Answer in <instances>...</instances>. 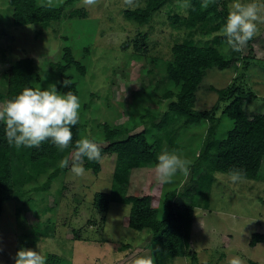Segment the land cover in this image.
Here are the masks:
<instances>
[{"label":"rangeland","instance_id":"374dc122","mask_svg":"<svg viewBox=\"0 0 264 264\" xmlns=\"http://www.w3.org/2000/svg\"><path fill=\"white\" fill-rule=\"evenodd\" d=\"M223 1L230 11L233 0ZM145 4L146 0H133L131 4L128 0H96L94 5H87L81 0L66 7L65 14L78 10L84 16L63 19L43 29L36 25L15 27L10 7L0 0V77L11 63L30 58L42 84L53 85L57 75L51 64L61 62L64 49L69 48L75 61L86 68L83 76L75 69L70 72L79 83V115L86 126L85 134L102 137L101 127L106 123L120 128L130 119L125 110L134 105V98L141 99L148 90L153 95L151 88L165 81L161 63L172 59L175 44L192 39L199 45H213V36H190L188 29L176 23V18L187 17L185 0L165 4L143 25L126 19L124 11ZM240 94L245 96L248 113L264 107V24L242 48L241 57L231 69L207 72L196 93L195 110L220 119L222 108ZM151 99L142 101L143 105L158 116L168 102L158 104L159 98ZM226 127L222 121L217 135H222ZM143 130L144 125H138L131 134ZM196 133H183L179 138L197 154ZM98 144L107 145L102 141ZM68 159L69 167L47 189H42L46 182V176H42L24 186L21 196L3 204L0 264H13L22 247L39 250L45 256L57 255L70 264H133L135 258L148 255L154 264H228L235 255L244 264H264V243L249 245L254 234H264V181L233 183L225 174H214L208 208L193 211L186 256L159 260L157 245L152 243L154 235L128 227V206L115 202L107 211L95 206L97 194L111 193L116 156L104 155L98 174L86 170L80 176L71 172L72 154ZM189 162L183 179L176 178L179 198L173 202H188L185 194L191 184V158ZM260 174L264 175V161ZM165 186L159 183L154 169L133 170L126 195L150 196L152 207L163 217Z\"/></svg>","mask_w":264,"mask_h":264},{"label":"trees","instance_id":"16d2710c","mask_svg":"<svg viewBox=\"0 0 264 264\" xmlns=\"http://www.w3.org/2000/svg\"><path fill=\"white\" fill-rule=\"evenodd\" d=\"M79 1L62 0L54 4L49 0H5L15 27L36 25L43 29L63 19L84 16L78 10L65 14L66 7ZM172 1L146 0L143 8L124 11V15L137 25H143L150 21L154 12ZM228 12L223 0H191L187 17L182 20L176 18V23L188 29L190 36L197 33L205 39L213 36V45H199L192 39L175 44L171 49L172 59L161 63L165 81L151 88L153 95L148 90L141 99L134 98V105L125 110L130 119L120 128L104 124L101 127L102 137L86 135V126L80 116L79 123L71 129L72 142L69 148L61 151L46 141L39 147L17 149L7 143L4 125L0 122V215L3 204L21 196L27 184L46 176L42 189H47L52 180L66 171V168L60 167V161L69 158L76 141L87 137L97 143H107L105 147L99 145L102 157L116 156L111 193L97 194L95 206L103 211H107L115 202L128 206V227L133 231L148 230L154 235L152 243L157 245L159 260L185 257L193 211L197 207L208 208L214 174L227 175L233 170H240L244 173L243 180L264 181V175L260 174L264 161V107L260 112L248 113L244 106L245 96L240 94L222 108L220 119L195 110L196 93L207 72L214 69L229 70L241 57V51L227 48L221 33ZM51 68L57 75V80L53 82L57 90L61 93L72 91L79 97V83L70 76V72L75 69L83 76L86 68L75 61L69 48L64 49L62 61L51 64ZM65 80L69 83L68 87L63 86ZM29 87L47 88L42 84L33 60L22 58L11 63L0 77V102L11 99ZM152 96L154 100L159 98L158 104L168 102L167 108L158 116L143 105ZM248 100L245 99L246 102ZM222 121L227 127L218 136L216 131ZM138 125H144V130L131 134ZM148 130L152 133H148ZM195 131H198L197 154L191 145L183 144L179 138L180 134ZM164 150L175 151L188 161L191 158V184L185 194L187 203L173 202L179 198L176 178L182 180L185 171H178L179 175L165 184L162 202L164 216L160 217L159 210L152 207L150 196H128L126 187L133 170L154 169L157 156ZM100 161L85 159L83 166L98 174ZM260 243H264V234H254L249 245L255 247ZM46 258V264H70L54 254Z\"/></svg>","mask_w":264,"mask_h":264},{"label":"clouds","instance_id":"9594fccd","mask_svg":"<svg viewBox=\"0 0 264 264\" xmlns=\"http://www.w3.org/2000/svg\"><path fill=\"white\" fill-rule=\"evenodd\" d=\"M87 5H94L96 0H85ZM133 0H128L131 4ZM191 6V0H185V9ZM187 14V13H186ZM264 24V0H233L222 26L227 48L239 52L257 33L259 25ZM68 87V81H63ZM79 97L72 91L61 93L55 84L46 89L24 88L20 93L0 103V122H3L4 138L11 146L39 147L50 142L61 151L69 148L72 142V127L79 123ZM99 161L102 149L97 142L87 137L75 142L72 152L71 172L83 175L86 169L83 161ZM69 159L60 161V167L68 168ZM189 161L175 151L164 150L157 156L154 166L160 184L171 182L178 171L188 170ZM233 183L242 181L244 173L233 170L227 173ZM46 256L39 250L20 248L14 257V264H46ZM133 264H154L151 255L134 259ZM228 264H244L239 255L232 256Z\"/></svg>","mask_w":264,"mask_h":264}]
</instances>
